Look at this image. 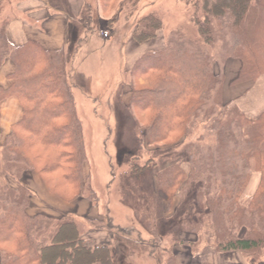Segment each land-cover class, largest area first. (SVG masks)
Segmentation results:
<instances>
[{"label":"trees","instance_id":"16d2710c","mask_svg":"<svg viewBox=\"0 0 264 264\" xmlns=\"http://www.w3.org/2000/svg\"><path fill=\"white\" fill-rule=\"evenodd\" d=\"M138 1L100 0L105 11L114 4ZM179 1L192 9L191 22L200 38L176 28L163 49L141 55L130 71L131 107L140 115L148 146L179 145L198 128L207 133L180 143L177 154L167 150L161 160L132 164L131 170L138 175L165 166L156 174L157 192L169 199L168 205L176 196L194 199L196 212L214 227L216 251H256L264 247V112L251 120L236 106L225 104L224 77L215 67L229 59L242 61L236 83L264 75V0ZM163 25L160 16L150 13L138 20L133 38L139 44L151 41ZM6 59L12 60L15 71L10 87L0 85V105L15 96L23 116L0 141L6 153L0 169V264H116L123 258L113 244L115 234L112 241L98 245L84 237L83 225L74 217L27 212L32 193L21 183L26 170L36 171L65 201H96L90 178L84 176L85 136L65 51L46 50L36 41L15 46L2 25L0 68ZM208 136L213 144H203ZM173 155L177 159L166 166ZM256 172L261 173L259 184L243 204ZM7 177L18 186L10 185ZM106 219L91 223L123 232ZM185 229L195 231L191 226Z\"/></svg>","mask_w":264,"mask_h":264},{"label":"rangeland","instance_id":"374dc122","mask_svg":"<svg viewBox=\"0 0 264 264\" xmlns=\"http://www.w3.org/2000/svg\"><path fill=\"white\" fill-rule=\"evenodd\" d=\"M88 3L90 16L86 19L89 22L84 24V35L75 36L72 30L70 44L64 51L85 136L87 161L84 176L85 179L90 178L95 202L107 209L108 222L120 225L123 230L115 229L112 232L107 229L110 234H115L117 240L113 244L119 248L123 258L116 264H183V257L187 255L190 264H217L218 261L225 264V260L234 257L233 254L249 264H264V247L250 252L238 251L241 253L221 254L216 251L214 227L196 212L194 199L182 201L185 197L180 199L176 196L168 205L169 199L157 192L155 187L156 174L165 166L148 169L138 175L131 170L132 164L142 166L153 158L159 161L167 150L177 154L185 142L197 141L201 134L207 133L198 128L192 136L180 140L183 141L180 142L182 145L148 146L144 141L146 130L141 124L140 115L131 107L132 78L127 70V58L132 54L130 43L134 42L133 36L130 39L131 31L136 29L138 20L154 13L161 17L164 27L143 47L137 44V49H163L167 35L176 28L185 31L191 38L199 39L197 29L191 22L192 9L179 0H139L134 5L133 2L121 7L114 4L112 10L108 11L98 0H88ZM114 19L115 22L109 24ZM240 63L241 72L243 64L242 61ZM225 64L215 67V73L221 72L224 77L223 101L236 106L247 117V105L255 104L252 97L257 96L253 92L258 88L256 82L264 75L238 85L234 83L233 86L226 83ZM227 69L229 75L232 67ZM142 80L139 79V82ZM143 81L141 83H146V80ZM125 87L128 93L122 97ZM234 97L239 98L235 103L230 102ZM207 143L213 144L214 138L208 136L203 144ZM4 155L6 153L0 149V169ZM175 159L174 155L171 156V163L166 166L173 164ZM183 166L189 171L187 164L183 163ZM251 195L252 192L246 190L242 203H247ZM87 225L81 227L83 234ZM185 226H191L195 231H187ZM224 254L228 258L221 260Z\"/></svg>","mask_w":264,"mask_h":264},{"label":"crops","instance_id":"0c3cea01","mask_svg":"<svg viewBox=\"0 0 264 264\" xmlns=\"http://www.w3.org/2000/svg\"><path fill=\"white\" fill-rule=\"evenodd\" d=\"M89 16L90 7L88 0H0V27L5 25V34L10 43L15 46H21L28 41H36L46 50H66L71 41L70 34L72 30L75 36L84 35V24L89 22L86 20ZM132 36L133 30L130 33V39ZM133 41L130 43L132 54L127 58L128 72L131 71L137 59L145 52H148L144 48L143 50L137 49V44L139 43L135 40ZM146 43L141 44V47ZM225 66L226 83L234 86L239 76L241 63L238 59H229ZM227 67H232L233 69H230L229 75V69ZM14 71V63L11 59H6L0 68V85L2 87L8 88L11 86L13 81L10 76ZM141 82L144 81L142 80ZM256 84L258 88L254 91L252 90L257 95L252 97L255 100V104L252 106L247 105L248 108L245 112L247 117L251 119L258 118L264 112V77H259ZM123 92L122 97H126L128 93L126 87ZM238 98L234 97V100L230 99V102L235 103V100ZM76 105L78 106V103ZM0 106V141L2 142L10 132L12 125L21 120L23 108L15 96L5 98ZM259 180L260 174H254L247 189L252 194L258 186ZM7 181L12 186H18L16 182L8 177ZM21 183L30 189L32 193L30 196V204L27 208V212L31 216L37 214H44L53 218L71 216L77 219L83 226L88 224L86 226L88 227L86 233L84 232V237L93 239L98 245L112 241V234L106 228L99 229L91 223L92 221L104 222L107 220V214H105L107 213V209L99 206L98 202H93L86 197H78L72 201H64L48 189L41 176L34 170H26L21 179ZM116 226L120 227V225ZM234 253L241 252L237 251ZM225 254L220 258L221 260L228 258ZM233 255L234 257L225 260V264H249L243 258L236 256L237 254ZM185 257H183V264H190L188 255ZM190 257L191 254L189 253ZM217 264H223V262L218 261ZM252 264L254 263L252 262Z\"/></svg>","mask_w":264,"mask_h":264}]
</instances>
